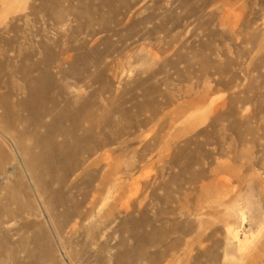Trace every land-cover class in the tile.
<instances>
[{"label":"rangeland","instance_id":"374dc122","mask_svg":"<svg viewBox=\"0 0 264 264\" xmlns=\"http://www.w3.org/2000/svg\"><path fill=\"white\" fill-rule=\"evenodd\" d=\"M0 264H264V0H0Z\"/></svg>","mask_w":264,"mask_h":264},{"label":"bare ground","instance_id":"6f19581e","mask_svg":"<svg viewBox=\"0 0 264 264\" xmlns=\"http://www.w3.org/2000/svg\"><path fill=\"white\" fill-rule=\"evenodd\" d=\"M242 218H243V217H242ZM233 228H234V227H233ZM235 228H236V227H235ZM232 231H233V230H232ZM232 233H233V232H232ZM235 234H236V233H235ZM235 234H234V235H235ZM228 235H229V234H228ZM228 235H227V236H228ZM234 235H232V237H233ZM243 237H244V236H243ZM229 238H230V237H229ZM237 239H238V238H237ZM245 239H246V237H245ZM239 241H240V240H239ZM245 241H246V240H245ZM239 243H240V242H239ZM233 244H234V243H233ZM245 244H246V243H245ZM241 245H242V244H241ZM238 247H239V246H238Z\"/></svg>","mask_w":264,"mask_h":264}]
</instances>
